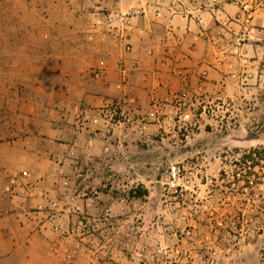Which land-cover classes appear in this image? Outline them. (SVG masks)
I'll use <instances>...</instances> for the list:
<instances>
[{"label": "crops", "instance_id": "1", "mask_svg": "<svg viewBox=\"0 0 264 264\" xmlns=\"http://www.w3.org/2000/svg\"><path fill=\"white\" fill-rule=\"evenodd\" d=\"M40 1L35 25L6 24L19 32L5 37L18 63L0 79V105L4 99L9 110L0 120V264H69L65 256L75 248L97 253L93 235L55 228L79 211L98 217L104 210L80 196L56 198L58 190L77 187L62 176L69 156L107 151L116 140L111 128L127 125L126 142L141 121L136 115L152 116L156 99L220 84L219 29L241 20L246 8L224 0ZM109 9L133 14L127 43L107 26L92 31L96 16ZM117 112L123 121H113ZM76 264L142 263L135 253Z\"/></svg>", "mask_w": 264, "mask_h": 264}, {"label": "rangeland", "instance_id": "2", "mask_svg": "<svg viewBox=\"0 0 264 264\" xmlns=\"http://www.w3.org/2000/svg\"><path fill=\"white\" fill-rule=\"evenodd\" d=\"M237 1L245 3L242 19L219 29L220 84L156 99L152 116L136 115L141 121L126 142L127 125L111 128L117 141L107 151L69 156L62 176L77 187L56 198L80 196L104 208L98 217L79 211L75 221L55 226L60 234L93 235L97 253L75 248L65 256L69 264L135 253L142 264H264V0H224ZM40 4L0 0V79L18 63L5 37L19 31L7 22L35 25ZM2 102L0 120L9 112ZM255 150L260 154L249 159ZM139 190L148 196L133 197Z\"/></svg>", "mask_w": 264, "mask_h": 264}, {"label": "built area", "instance_id": "3", "mask_svg": "<svg viewBox=\"0 0 264 264\" xmlns=\"http://www.w3.org/2000/svg\"><path fill=\"white\" fill-rule=\"evenodd\" d=\"M132 17L133 14H120L115 9L102 11L99 16H96V23L92 31L95 33L97 32L98 27L107 26L111 36L127 43L129 41V36H126L125 34L128 32ZM118 22L121 23V26L116 25ZM128 47L129 45L127 44V48ZM172 177L175 180L177 179L178 172L176 169L172 171Z\"/></svg>", "mask_w": 264, "mask_h": 264}, {"label": "trees", "instance_id": "4", "mask_svg": "<svg viewBox=\"0 0 264 264\" xmlns=\"http://www.w3.org/2000/svg\"><path fill=\"white\" fill-rule=\"evenodd\" d=\"M262 152L264 153V148H263V150H262ZM260 154V152L258 151V150H255V151H253L251 154V156H249V159H252L253 158V155H256V154ZM134 196L133 197H138V198H140V197H146V196H148V191L147 190H139L138 192H133L132 193Z\"/></svg>", "mask_w": 264, "mask_h": 264}]
</instances>
